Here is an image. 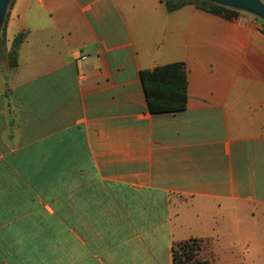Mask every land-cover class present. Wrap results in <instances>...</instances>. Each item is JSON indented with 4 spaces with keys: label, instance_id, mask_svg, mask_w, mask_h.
<instances>
[{
    "label": "crops",
    "instance_id": "1",
    "mask_svg": "<svg viewBox=\"0 0 264 264\" xmlns=\"http://www.w3.org/2000/svg\"><path fill=\"white\" fill-rule=\"evenodd\" d=\"M165 1L11 0L0 264H173L191 239L200 261L260 264L264 19ZM175 62L187 106L152 114L140 72Z\"/></svg>",
    "mask_w": 264,
    "mask_h": 264
},
{
    "label": "trees",
    "instance_id": "2",
    "mask_svg": "<svg viewBox=\"0 0 264 264\" xmlns=\"http://www.w3.org/2000/svg\"><path fill=\"white\" fill-rule=\"evenodd\" d=\"M168 11H175L186 5H193L206 13L222 17L226 20L236 19L239 16L237 10L218 5L209 0H166ZM8 16V13L6 17ZM6 20L3 27V36L0 39L1 46L5 39ZM25 39V34L20 33L13 39L11 48L7 53L10 67L17 64L18 49ZM140 78L144 89L148 110L152 114L175 113L185 110L187 106V70L183 62H175L155 67L140 72ZM201 242L191 239L175 244L172 247L173 264H209L200 261L196 257L200 250Z\"/></svg>",
    "mask_w": 264,
    "mask_h": 264
},
{
    "label": "water",
    "instance_id": "3",
    "mask_svg": "<svg viewBox=\"0 0 264 264\" xmlns=\"http://www.w3.org/2000/svg\"><path fill=\"white\" fill-rule=\"evenodd\" d=\"M218 5L243 10L264 19V7L258 0H209ZM11 0H0V23L6 14Z\"/></svg>",
    "mask_w": 264,
    "mask_h": 264
},
{
    "label": "rangeland",
    "instance_id": "4",
    "mask_svg": "<svg viewBox=\"0 0 264 264\" xmlns=\"http://www.w3.org/2000/svg\"><path fill=\"white\" fill-rule=\"evenodd\" d=\"M172 1H174V2H177L178 0H172ZM229 8V7H228ZM234 10H237V9H234ZM7 12H8V9H7V11H6V14L4 15V17H3V19H2V21H1V23H0V39H1V37L3 36V27H4V25H5V20H6V15H7ZM256 16V15H255ZM257 18H260V17H258L257 16ZM5 39H6V37H5ZM3 45H6V41H4V43H3ZM0 64H1V66L2 67H4V68H6V66L7 65H5L3 62H2V60H0ZM9 64V63H8ZM264 244V243H263ZM245 258H246V260H247V263H251L253 260L255 261V262H258V263H260V264H264V254H245Z\"/></svg>",
    "mask_w": 264,
    "mask_h": 264
}]
</instances>
